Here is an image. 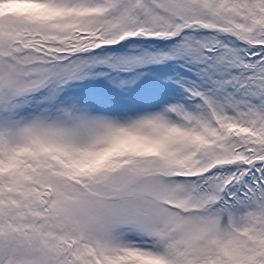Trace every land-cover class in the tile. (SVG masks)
Instances as JSON below:
<instances>
[{"label":"snow or ice","instance_id":"obj_1","mask_svg":"<svg viewBox=\"0 0 264 264\" xmlns=\"http://www.w3.org/2000/svg\"><path fill=\"white\" fill-rule=\"evenodd\" d=\"M0 264H264V0H0Z\"/></svg>","mask_w":264,"mask_h":264}]
</instances>
